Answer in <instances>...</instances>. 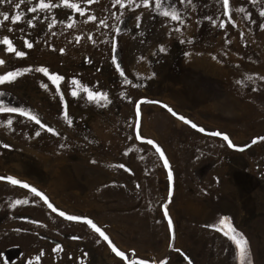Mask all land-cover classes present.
Instances as JSON below:
<instances>
[{"label": "rangeland", "instance_id": "obj_1", "mask_svg": "<svg viewBox=\"0 0 264 264\" xmlns=\"http://www.w3.org/2000/svg\"><path fill=\"white\" fill-rule=\"evenodd\" d=\"M37 2L0 5L10 17L0 24V39L26 53L17 57L0 43V75L31 69L0 84V107L23 113L0 112V264H241L232 228L248 241L246 261L264 264V140L251 143L264 137V0H230L227 17L222 0H170L183 24L161 15L154 0L148 8L136 7L140 0H125L123 8L114 0H51L56 7L29 12ZM239 7L245 12L236 13ZM17 13L21 19L12 23ZM90 15L96 20L85 23ZM41 67L49 75L36 71ZM56 75L63 79L54 82ZM89 92L106 93L107 101ZM140 101L160 103H140L137 118ZM213 131L237 147L207 134ZM147 140L165 153L171 181Z\"/></svg>", "mask_w": 264, "mask_h": 264}, {"label": "snow or ice", "instance_id": "obj_2", "mask_svg": "<svg viewBox=\"0 0 264 264\" xmlns=\"http://www.w3.org/2000/svg\"><path fill=\"white\" fill-rule=\"evenodd\" d=\"M64 2L67 3V0H64ZM93 2H94V0H87V3H93ZM179 2L182 5H192V0H179ZM218 2H219V0H218ZM250 2L257 3V0H250ZM6 3L7 4H12L13 0H0V5H3V4H6ZM23 3H25V0H19V3H16L15 7L17 9H19L21 4H23ZM127 3L133 4V3H135V0H127ZM149 3H150V0H140V3L139 4H135V6L139 7L142 4L145 8H148L149 7ZM154 4H155V9L156 10L163 9V11H161L160 14L163 15L164 17H168L172 21L179 22L180 24L184 23V20L182 19L180 12L170 3V0H154ZM117 5H119V7H121V8L125 7V0H114L113 7H115ZM56 6L57 5L51 3V0H49V2H45V0H38V2L34 6L28 8V11L29 12H36L37 10H47V9H50V8L56 7ZM69 6L71 8H73L74 10L79 11L81 16L84 15L85 10L83 8H80L77 3H73V4L69 5ZM222 7H223V15L226 16V17L229 16L230 15V0H222ZM235 12L236 13H243V12H245V9L243 7H239V8L235 9ZM113 15H115V14H113ZM0 16L3 17V20H0V24H3L4 21H8L9 18H10L9 14L8 13H4V12H0ZM21 16H22V13H17L16 15L11 16L12 23H17L21 19ZM259 16L260 17H264V9H261V11L259 12ZM248 18L249 17L247 15L244 16V19L247 20ZM33 19H35V17ZM69 19H71V18H69ZM207 19L211 20V22L214 25L216 24V21L212 20L211 17H207ZM88 20H96V17L95 16H91V15L88 16L87 20H85V23H87ZM137 20L139 21V17H137ZM253 22H255V21H253ZM27 23H28V25L30 27L34 26L33 23H32V20H28ZM54 24H55V21L53 20L52 23L49 24V28L53 27ZM101 25L104 26V27H107L106 21L104 19H100L99 20L98 26H101ZM67 26L70 27V28L74 27L75 23L74 22L70 23ZM219 27L220 28H224L223 21L220 22ZM259 27H260L261 30H264V23H261L259 25ZM8 31H12V29L9 28ZM176 31L179 32L180 29L177 28ZM53 35H55V33H53ZM240 35H241V39H243L244 34L241 33ZM80 39L81 38L79 36H77L76 37V42L79 43ZM88 39L92 40V36L90 34L88 36ZM184 42L185 41H183V40L181 41V43H184ZM187 42L191 43L192 41L189 40ZM0 43H2L3 45L7 46V51H9V52L15 51V55L17 57H24L26 55V53L23 52V51H16L14 49L13 45H12V42L9 40V38L7 36H4L2 39H0ZM25 44H26V47H28V48H32V46H33L28 41H25ZM64 51L65 50L63 48L60 49V52L62 54H63ZM160 51H164L163 47H161ZM185 55L187 56L189 54L185 53ZM212 59L215 60L216 56H212ZM4 64H5V61L3 59H0V65H4ZM28 71H31V69H17L16 71H8L4 75H0V84H3L5 82H12L18 75H21L24 72H28ZM36 71L41 72V73H43L45 75H49L48 69L44 68V67L38 68V69H36ZM117 71L119 72V75L121 77L125 76V73H124L123 69H121L119 65H117ZM153 75H154V73H153ZM52 79L55 82V81L62 80L63 77H61L59 75H56V76L52 77ZM261 79H264V77H261ZM73 83H79V82L73 81ZM124 83L128 84V83H130V81L125 79ZM237 83H239V81ZM42 86H44V85H42ZM44 87H46V86H44ZM84 90L88 91L86 88ZM72 94L76 95V92H73ZM0 95H3V94L0 93ZM95 97H100L103 100L107 101V94L106 93H100V92L92 93V92H89V98L90 99L91 98H95ZM143 102L160 103L159 101H140V102H137V105H136V117L137 118H139L140 115H141V113H140V103H143ZM164 107H166L167 110L174 117H177L178 119L182 120L185 124H191V127L196 129L197 131L205 132L204 128L197 126L196 124L192 123L191 121H189L188 119H186L183 116H179L171 107H168L167 105H164ZM5 110L8 111V112H18V111H20L22 113V110H20V109H16V108H7V109H5L3 107H0V112L5 111ZM31 118L33 120H35L36 123L40 125V127H42V128L47 127L46 125L42 124L36 117L33 116ZM7 123L10 125L12 123V121L9 120ZM137 128H139L138 120H137ZM47 130L49 132H52L54 135H58V133H56L55 130L51 129L50 127H47ZM207 134L211 135V136H214V137H222L223 140L227 141V145H228L229 148H236L237 147L236 145H234L232 143V141L229 139V137L226 134H223V133L218 132V131L209 132ZM35 135L39 136L40 133L36 132ZM137 138L138 139H143L142 137L139 136V133H137ZM257 140H264V137H258L256 139H253L251 143L255 144V143H257ZM147 143L150 144V145H153V147H155L156 152L159 153L160 159L163 160L164 168L168 170L167 171L168 180L171 181L172 180V172H171V168H170L169 162L166 159L165 153L163 152V150L158 145L155 144L154 141L147 140ZM5 147H7V145H5ZM240 150H242V149H240ZM120 167H123V165H120ZM0 179H5V178L4 177H0ZM7 179L13 185L21 184L22 187H24V188H29L30 187L27 183H22L21 181L15 180L12 177H7ZM31 191L33 193H35L37 196H39L44 201V203L47 204V207L50 208L53 212H57L58 211L51 203H49L47 197L44 196L41 192H39L35 187H31ZM20 202L21 201L16 200V201H14V205L15 204H19ZM27 202H28L27 200L24 201V203H27ZM163 207L165 209L164 210V216L167 219L169 230H171L172 227H173L172 220H171V218L168 215L167 206L164 205ZM59 216L65 217L67 220H70V221L82 219L81 217H78V216L67 215L63 211H59ZM83 219H85V222L88 225H90L91 228H93L97 233H99V235L101 237H103V239L105 241L109 242V245L111 246L112 251L118 257H121L123 259H127L125 253L118 251L117 248L114 245L111 244V241H110L109 237L99 227H97L96 224L91 219H87V218H83ZM226 219L227 218H221L219 223L220 224H224ZM231 231H232L233 235L230 236L229 239L234 241L235 247L238 249V253L237 254L240 257L241 264H245L246 256H247V244H248V241L242 235L238 234L236 232L235 228H232ZM224 235L227 236L228 233L225 232ZM59 247L60 246L57 245V248H59ZM132 254L135 255V251L134 250H133ZM42 255H43V252L40 253V256H42ZM39 258L40 257L38 256L36 259L39 260ZM185 258L187 259V257H185ZM129 264H144V262L143 261L137 262V261L133 260V261H130ZM162 264H163V262H162ZM189 264H191L190 261H189ZM246 264H252V261L251 260H247Z\"/></svg>", "mask_w": 264, "mask_h": 264}]
</instances>
